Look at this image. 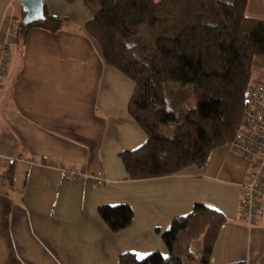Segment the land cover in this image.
I'll list each match as a JSON object with an SVG mask.
<instances>
[{"label": "crops", "instance_id": "crops-1", "mask_svg": "<svg viewBox=\"0 0 264 264\" xmlns=\"http://www.w3.org/2000/svg\"><path fill=\"white\" fill-rule=\"evenodd\" d=\"M45 6L67 19L63 28L34 27L23 42L14 36L21 0H0V57L6 38L13 41L0 77V264H119L127 251L167 254L162 232L197 203L227 218L209 264H264V194L255 222L241 213L246 159L224 146L203 168L129 179L121 155L147 139L128 111L133 81L105 63L85 30L92 15L82 0ZM246 13L264 20V0H248ZM255 62L264 69V58ZM120 204L132 207L133 220L113 232L98 208Z\"/></svg>", "mask_w": 264, "mask_h": 264}, {"label": "trees", "instance_id": "trees-1", "mask_svg": "<svg viewBox=\"0 0 264 264\" xmlns=\"http://www.w3.org/2000/svg\"><path fill=\"white\" fill-rule=\"evenodd\" d=\"M82 1L92 15L85 30L105 63L134 84L128 111L147 139L121 155L129 179L203 168L245 122L254 61L264 58V20L247 15L248 0ZM44 13L25 24L22 11L16 41L25 42L34 27L63 28L66 18L50 15L46 6ZM98 213L113 232L130 227L134 215L129 204L102 205ZM226 221L222 212L197 203L162 232L167 254L156 250L138 260L127 251L119 264H185L195 259L196 240H202L200 263L209 264Z\"/></svg>", "mask_w": 264, "mask_h": 264}, {"label": "built area", "instance_id": "built-area-1", "mask_svg": "<svg viewBox=\"0 0 264 264\" xmlns=\"http://www.w3.org/2000/svg\"><path fill=\"white\" fill-rule=\"evenodd\" d=\"M5 50L0 57V77L6 71L12 41L6 38ZM245 122L240 126L227 147L246 159L249 170L242 184V217L252 224L257 218L259 197L264 194V84L253 83L247 90ZM94 180L103 184L106 178L96 174Z\"/></svg>", "mask_w": 264, "mask_h": 264}, {"label": "water", "instance_id": "water-1", "mask_svg": "<svg viewBox=\"0 0 264 264\" xmlns=\"http://www.w3.org/2000/svg\"><path fill=\"white\" fill-rule=\"evenodd\" d=\"M45 3L46 0H21V5L25 12L24 23L27 24L32 21L44 19Z\"/></svg>", "mask_w": 264, "mask_h": 264}, {"label": "rangeland", "instance_id": "rangeland-1", "mask_svg": "<svg viewBox=\"0 0 264 264\" xmlns=\"http://www.w3.org/2000/svg\"><path fill=\"white\" fill-rule=\"evenodd\" d=\"M16 4H17V2H16ZM48 13H50L49 10H48ZM259 59L263 60V58H259ZM259 59L257 58L256 60L258 61ZM254 69H255V72L259 75L260 80L257 77H255V79L253 80L254 81L253 83L263 84L264 83V69L260 68L259 65H257V62H255V61H254ZM193 253L196 256L195 260L186 261L185 264H201L200 263V257H201V253H202V240H196L194 242Z\"/></svg>", "mask_w": 264, "mask_h": 264}, {"label": "snow or ice", "instance_id": "snow-or-ice-1", "mask_svg": "<svg viewBox=\"0 0 264 264\" xmlns=\"http://www.w3.org/2000/svg\"><path fill=\"white\" fill-rule=\"evenodd\" d=\"M148 255H149V253H147V252H145V253H140V254L137 255L136 258H137L138 260H144L145 257L148 256Z\"/></svg>", "mask_w": 264, "mask_h": 264}]
</instances>
